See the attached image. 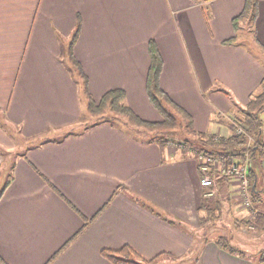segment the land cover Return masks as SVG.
I'll return each mask as SVG.
<instances>
[{"label": "crops", "instance_id": "0c3cea01", "mask_svg": "<svg viewBox=\"0 0 264 264\" xmlns=\"http://www.w3.org/2000/svg\"><path fill=\"white\" fill-rule=\"evenodd\" d=\"M244 2L0 0V187L11 178L0 197V264H111L101 250L123 245L144 259L193 247L196 264H264L223 251L222 235L205 228L230 181H220L206 219L195 152L87 114L68 64L78 31L71 52L92 98L121 88L140 118L159 121L145 92L154 41L160 87L189 115L191 133L228 137L264 78V0L235 33Z\"/></svg>", "mask_w": 264, "mask_h": 264}, {"label": "trees", "instance_id": "16d2710c", "mask_svg": "<svg viewBox=\"0 0 264 264\" xmlns=\"http://www.w3.org/2000/svg\"><path fill=\"white\" fill-rule=\"evenodd\" d=\"M258 0H245L242 11L233 18V28L235 33L239 28V21L245 18L250 20H255L258 14ZM78 31H76L72 37L69 46V59L70 64L76 71L82 86V93L86 101L87 114L98 119V121L108 122L112 124V119L125 120L127 123L141 129L144 131L155 133H170L174 132L178 125V116L186 120L187 127L192 126V121L189 115L174 103L167 93L160 87V75L163 67L162 58L156 48L154 41L149 43V68L145 82V92L151 106L160 114L161 120L151 122L140 118L129 106L125 104V91L121 88H114L106 91L101 98L96 101L92 98L88 91V78L81 69L79 62H77L72 56V46L77 37ZM235 41V36L230 38L225 43H230ZM237 116H233V121L243 126L252 136H254L262 144L261 137L264 132L263 122L261 120L260 114L264 111V78L262 79L259 90L253 96H251L249 102L242 108H236ZM231 134L228 137L216 138L213 135L207 136L204 133H196L194 140L185 139L179 144L182 146L184 152L191 149L195 152V155L205 154V155H217L222 159L229 161L240 159L245 151L246 138L244 136H237L233 134L234 127L233 124H228ZM67 132L62 133L66 135ZM160 147H164L168 143V139L156 138ZM46 141V140H44ZM191 147H188V145ZM261 156V151L258 152ZM250 182L253 179V184L255 183V171L252 167L250 170ZM11 179V178H10ZM7 180L0 187V197L3 194L5 188L10 182ZM252 184V183H251ZM252 184V186H253ZM256 185L254 190H252L253 200H256L257 194ZM218 202V200H210L207 198L202 199L200 205V211L204 213V217L209 219L211 217L212 211L210 204ZM158 216H162L159 212L156 213ZM255 222H253L254 227L259 230H264L263 219L264 215L259 212L256 213ZM205 218H200V222L204 223ZM165 220V219H164ZM169 223L176 224V222L171 220H166ZM248 223H252L251 220ZM216 245L232 255H237L239 257L245 258L244 251L237 250L233 248L226 240L222 237L215 241ZM101 255L111 264H166L163 260L167 259L169 264H196L200 255V249L190 248L184 256H175L168 252H161L151 259L142 258L132 247L129 245H123L119 249H102ZM164 257V258H163ZM161 258H163L161 260ZM248 258V257H247ZM252 258V257H251ZM250 259V258H249ZM257 262L264 263V250L259 253V258Z\"/></svg>", "mask_w": 264, "mask_h": 264}, {"label": "rangeland", "instance_id": "374dc122", "mask_svg": "<svg viewBox=\"0 0 264 264\" xmlns=\"http://www.w3.org/2000/svg\"><path fill=\"white\" fill-rule=\"evenodd\" d=\"M68 64H70L69 61H68ZM73 71L76 72L74 69ZM137 108H138V111L142 115H145V116L149 115L148 111H146L145 109L140 108L139 106H137ZM152 110L153 112H155V114L158 113L156 110L154 109ZM260 117L263 122V128H264V111L261 112ZM158 119L161 120L160 115ZM80 127L81 125H78L75 127V129H78ZM152 136H153V139H156V138H162L165 140L168 139V142H170V146L172 148H177L178 147L177 144L179 142H182V140H185V139L194 140L195 138V135L191 133L190 128L187 127L186 120L184 118H181L180 116H178V125L174 132H170V133L160 132L156 134L152 133ZM188 147H191V146L188 145ZM190 150L191 149L187 150V152ZM195 161H196L197 169H198L197 160L195 159ZM261 162H262V158L260 154L257 152L255 156H253L251 163H252V167L254 168L255 175H256V182L254 184L256 185V188L257 190H259V192L257 194L256 200H253V197L251 198V206L247 207L245 203H243V198L237 186L235 185L236 183L235 180L232 182L229 179L222 178L223 180H218V183H220V181H230L231 185H233V186H230V185L228 186L226 184L227 186L226 198L228 199V201L225 200L226 202L224 201L222 202V206L218 214L215 212L213 213L215 217H216V214L218 215V217L214 218V216H212L210 222L207 221L205 223V228L207 227L206 230L207 229L212 230L211 237L217 238L218 237L217 235L221 234L222 236L220 237H222L223 240H226L233 248L244 251L245 258L252 257L255 260L259 258V253L263 251V247H264L263 245L264 235L260 234V231L257 230L253 224V222H255L254 220L257 215L252 213L253 211H255V212H259L260 214L264 215V169L261 165ZM197 172L199 174L198 187L200 188L202 199L203 198H207L210 200L220 199L221 197L220 186L218 187V185L220 184L217 185V191L212 196H206L205 193H207L208 190H206L205 187H202L200 185L199 179L201 177V172L199 171V169ZM216 175L217 177L219 176L218 174ZM251 183L253 184V179L251 180L250 184ZM201 203H202V200L200 202V205ZM202 215H204V213H202ZM250 220L252 223H248V221ZM200 238L205 239L204 232L201 234ZM163 261L164 263L169 264V261L167 259Z\"/></svg>", "mask_w": 264, "mask_h": 264}, {"label": "built area", "instance_id": "2783aa9c", "mask_svg": "<svg viewBox=\"0 0 264 264\" xmlns=\"http://www.w3.org/2000/svg\"><path fill=\"white\" fill-rule=\"evenodd\" d=\"M231 124H233L234 127V135L244 136L246 138V146L243 155L240 159L229 162L215 155H205L201 153L196 155L198 169L201 172L199 182L202 187L208 190L205 195L212 196L217 191V185L219 184L218 180H223L222 178L229 179L232 182L235 180V185L241 193L243 203H245L247 207H250L252 198V186L249 177L252 168L251 160L257 152L261 151V165L264 169V132L261 137V144L260 141L252 136L243 126L234 121ZM177 146L182 148L179 143ZM216 174L219 176L217 177ZM252 213L256 215L257 212L253 211Z\"/></svg>", "mask_w": 264, "mask_h": 264}, {"label": "water", "instance_id": "95a60500", "mask_svg": "<svg viewBox=\"0 0 264 264\" xmlns=\"http://www.w3.org/2000/svg\"><path fill=\"white\" fill-rule=\"evenodd\" d=\"M252 190H254V186H252Z\"/></svg>", "mask_w": 264, "mask_h": 264}]
</instances>
